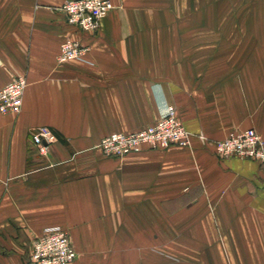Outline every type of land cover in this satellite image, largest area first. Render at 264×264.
<instances>
[{
    "label": "crops",
    "instance_id": "crops-1",
    "mask_svg": "<svg viewBox=\"0 0 264 264\" xmlns=\"http://www.w3.org/2000/svg\"><path fill=\"white\" fill-rule=\"evenodd\" d=\"M69 0H0V89L25 77L18 114L0 113V264L28 260L44 230L67 231L72 264H264V174L212 143L264 140V0H110L93 34ZM88 62L59 64L66 40ZM174 108L190 148L104 157L99 141L137 133ZM47 142L40 155L36 139Z\"/></svg>",
    "mask_w": 264,
    "mask_h": 264
},
{
    "label": "built area",
    "instance_id": "built-area-1",
    "mask_svg": "<svg viewBox=\"0 0 264 264\" xmlns=\"http://www.w3.org/2000/svg\"><path fill=\"white\" fill-rule=\"evenodd\" d=\"M115 9L110 0H69L59 11L68 25L86 34L95 33L109 13ZM89 47L76 40L66 39L59 48L56 62H88ZM27 87L25 77H17L0 89V113L18 114ZM201 143L207 142L204 135L189 133L177 118L174 108L165 103L160 105L159 119L137 133H114L103 138L96 149L107 158L123 159L142 146L152 149H166L170 146L190 148L193 138ZM40 155H46L47 142L36 139ZM215 155L219 159L250 160L259 163L264 174V140L253 129L242 131L226 139L212 143ZM67 232L60 227L44 230L41 236L31 244L28 260L22 264H72L76 260Z\"/></svg>",
    "mask_w": 264,
    "mask_h": 264
},
{
    "label": "rangeland",
    "instance_id": "rangeland-1",
    "mask_svg": "<svg viewBox=\"0 0 264 264\" xmlns=\"http://www.w3.org/2000/svg\"><path fill=\"white\" fill-rule=\"evenodd\" d=\"M187 258H188V255L186 253L185 247L177 246L174 244H169L167 246H164L163 255H162L163 264H202L199 261H196L195 263L189 262Z\"/></svg>",
    "mask_w": 264,
    "mask_h": 264
}]
</instances>
